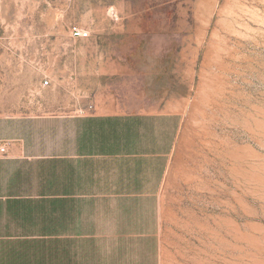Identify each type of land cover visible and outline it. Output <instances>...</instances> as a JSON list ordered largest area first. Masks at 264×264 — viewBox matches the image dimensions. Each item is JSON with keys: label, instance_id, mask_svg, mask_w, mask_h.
<instances>
[{"label": "rangeland", "instance_id": "1", "mask_svg": "<svg viewBox=\"0 0 264 264\" xmlns=\"http://www.w3.org/2000/svg\"><path fill=\"white\" fill-rule=\"evenodd\" d=\"M164 112L163 263L264 264V0H0L1 155Z\"/></svg>", "mask_w": 264, "mask_h": 264}, {"label": "crops", "instance_id": "2", "mask_svg": "<svg viewBox=\"0 0 264 264\" xmlns=\"http://www.w3.org/2000/svg\"><path fill=\"white\" fill-rule=\"evenodd\" d=\"M170 120L61 118L49 138L0 154V264H164L160 194L172 143L158 125Z\"/></svg>", "mask_w": 264, "mask_h": 264}, {"label": "built area", "instance_id": "3", "mask_svg": "<svg viewBox=\"0 0 264 264\" xmlns=\"http://www.w3.org/2000/svg\"><path fill=\"white\" fill-rule=\"evenodd\" d=\"M72 35L75 38H82V39L84 38L85 39V38H89L90 32H89V30H86V29H83L80 27H73ZM48 83H49V80L46 79L44 81V84L47 85ZM6 145H3V147L1 148L2 152H7L8 148L6 147Z\"/></svg>", "mask_w": 264, "mask_h": 264}]
</instances>
